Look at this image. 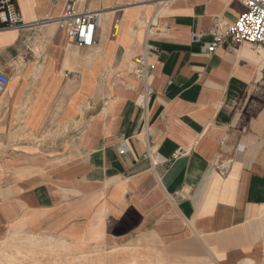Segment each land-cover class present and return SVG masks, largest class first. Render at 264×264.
<instances>
[{
	"label": "crops",
	"instance_id": "1",
	"mask_svg": "<svg viewBox=\"0 0 264 264\" xmlns=\"http://www.w3.org/2000/svg\"><path fill=\"white\" fill-rule=\"evenodd\" d=\"M15 1L27 25L0 28V233L264 264V45L205 51L243 2L83 0L101 13L83 46L43 21L67 0Z\"/></svg>",
	"mask_w": 264,
	"mask_h": 264
},
{
	"label": "built area",
	"instance_id": "2",
	"mask_svg": "<svg viewBox=\"0 0 264 264\" xmlns=\"http://www.w3.org/2000/svg\"><path fill=\"white\" fill-rule=\"evenodd\" d=\"M83 0H67L61 16L43 20L55 21L59 28L64 29L68 36L77 44L92 46L96 41L98 24L101 13L99 11H79L78 5ZM246 9L235 22H229L217 17L212 23L210 33L212 41L205 47V51L213 52L225 43L264 45V0H241ZM118 20L116 25L118 26ZM15 0H0V28L25 26ZM155 58L144 52L135 59V68L145 84L143 104L148 106L150 96L154 92L152 86V67ZM9 83V76L0 70V94L5 91ZM148 126V125H147ZM127 142L123 140L118 147L120 154L127 151Z\"/></svg>",
	"mask_w": 264,
	"mask_h": 264
},
{
	"label": "rangeland",
	"instance_id": "3",
	"mask_svg": "<svg viewBox=\"0 0 264 264\" xmlns=\"http://www.w3.org/2000/svg\"><path fill=\"white\" fill-rule=\"evenodd\" d=\"M141 253V254H140ZM115 254V255H114ZM133 254L138 260L132 261ZM143 258V259H142ZM149 259L152 262H149ZM0 264H217L210 258L185 255L180 250L119 247L76 251L53 236L0 233Z\"/></svg>",
	"mask_w": 264,
	"mask_h": 264
},
{
	"label": "bare ground",
	"instance_id": "4",
	"mask_svg": "<svg viewBox=\"0 0 264 264\" xmlns=\"http://www.w3.org/2000/svg\"><path fill=\"white\" fill-rule=\"evenodd\" d=\"M140 254H141V253H140ZM114 255H115V254H114ZM138 257H139V256H136V254H133V259H132V261L135 262L136 260H138ZM142 259H143V258H142ZM149 262L151 263L152 260L149 259Z\"/></svg>",
	"mask_w": 264,
	"mask_h": 264
}]
</instances>
